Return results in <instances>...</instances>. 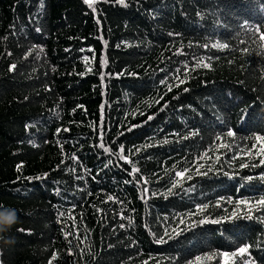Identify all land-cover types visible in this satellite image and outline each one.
Instances as JSON below:
<instances>
[{"label":"trees","instance_id":"obj_1","mask_svg":"<svg viewBox=\"0 0 264 264\" xmlns=\"http://www.w3.org/2000/svg\"><path fill=\"white\" fill-rule=\"evenodd\" d=\"M128 4L0 0V264H264V0Z\"/></svg>","mask_w":264,"mask_h":264},{"label":"snow or ice","instance_id":"obj_2","mask_svg":"<svg viewBox=\"0 0 264 264\" xmlns=\"http://www.w3.org/2000/svg\"><path fill=\"white\" fill-rule=\"evenodd\" d=\"M83 2H84L86 5H88L89 8L92 9L93 12H96L97 9L94 7V5H95L96 3H98V2H100V0H83ZM103 2L108 3V2H110V0H103ZM114 2H115L116 4L122 6V7H125V8H127V7L129 6V4H128V0H114ZM32 19H33V18L30 17V21H31ZM35 31H36L37 33H41V32H42V29H41L40 27H37V28L35 29ZM256 31L259 32V29H257ZM259 39L264 40V34H261V36L259 37ZM213 46H216V45H213ZM219 47H221V48H227L228 45H227V44H222V45H219ZM40 51H43V49L41 48ZM15 67H16V65H11L10 68H9V70H10V71H11V70H14ZM204 67H207V65L205 64ZM88 71H91V69L89 68ZM117 75H120V74H117ZM101 78L104 79L103 76H102ZM180 83H184V81L181 80ZM168 90L171 91V87H169ZM185 91H187V89H185ZM158 102H159V101H157V103H158ZM164 107H167V105L165 104ZM161 110H163V109H161ZM154 118H155L154 116H148V120H152V119H154ZM26 127H30V126H26ZM133 127H135V126H133ZM131 130H132V128H129V131H131ZM194 134H198V133H196V132H192V133H190V135H194ZM234 135H235V133H234L233 131H231V130H229V131L227 132V136H228V137H233ZM188 138H190V137H189V136H184V137H183V139H188ZM255 139H256L257 141L264 142V136H256ZM162 142L166 144V143H169V140L164 139ZM34 146H35V145H34ZM149 146H151V145H149ZM223 146H224V147H227V145H223ZM98 147H99L100 149H102V150L104 151V153L108 154L109 156H116L117 159H119V160H123L124 163L131 164V165H132V168H131V171L128 173L130 176H134V175L140 173V170H139L138 168L135 167V163H134V161H132L128 156H125V155H124L125 149H124L123 146H121V147L118 149L117 152H114L110 147H106L105 144H104L103 142H101V143L98 145ZM135 151L139 152V151H141V150H140V149H135ZM257 151L259 152V154H260L261 157H264V147H259V145H257L255 149H250V150H248L247 155H248V156L255 155ZM73 159H76V157H73ZM232 159H237V157H236V156H233ZM217 160H219V157H217ZM112 165H113V161H112L111 159H109V160L104 164V168H105V169H106V168H109V167L112 166ZM261 165H264V158H261V159L259 160V164H251V165H250V164H248V163H242V164H240L239 167H240V168H247V167H258V166H261ZM200 166L202 167V165H200ZM19 167H22V165H21V166H18V170H19ZM101 170H103V169H101ZM210 170H211V169H209V171H210ZM73 171H75V169H73ZM86 171H90V170H86ZM188 171H189V170L176 171V172L174 173V176L177 177V178L191 179V176H190V175H187V172H188ZM205 174H206V173H205ZM224 174H225V175H229L227 172H225ZM76 178H77V179H81L82 177L77 176ZM229 178H232V177L230 176ZM35 179L43 180V179H46V177L41 176V177H36ZM245 179H246L247 181H251V180L254 179V177H253V176H248V177H246ZM260 179H261V180H264V175H261V176H260ZM139 182H140L141 184H145V185H146V183H147V182L143 179L142 176H141V179H140ZM177 187H180V188L183 187V185L180 183V180H179V179L175 180V181L172 183L171 187L168 189V192L170 193L173 189H175V188H177ZM147 191H148V189L145 188V192H146V193H147ZM108 200H109V201H112V200H114V197L109 196V197H108ZM229 202H231V201H229ZM238 203H239L240 205H244V204H249L250 202L247 201V200H240ZM255 204L264 206V198L255 201ZM207 207H209V205L198 206V208H199L200 211H203V210H204L205 208H207ZM257 210H258V211H261V212H264V208H260V209H257ZM12 211H15V213H16V210H15V209H12V208H5L2 204H0V213H3V212H12ZM121 218H123V217H121ZM235 218H241V219H253L254 217H253V215H251V214H245L244 216H239V217H238V216H237V213L234 212V213H232L231 216L227 217L226 219L231 220V219H235ZM207 222L217 223V224H218V223H223V222H225V221H224V220H218V219H212L211 221H209L208 219L205 218V219H201L198 223L203 224V223H207ZM260 222H261V223H264V220H260ZM192 223H193V225H195L197 222H196V221H193ZM122 227H123V225H122ZM19 231H23V229H20ZM66 235H70V233H69V234H66ZM157 242H163V241L160 240V239L158 238ZM251 247H252V245H244V246H240V247H238L237 251L231 253V256H232V257H237V256H239V257L241 258V264H254V261H253V259H252V257H251V253H250V251H249V249H250ZM257 247L264 248V242L258 244ZM70 254H71V253H70ZM222 255H223V257L225 258V264H227V260H228V258H229V256H230V254H229L228 252H224V253H222ZM52 259L55 260L56 257L53 256ZM197 259H199V258H197ZM218 264H219V261H218Z\"/></svg>","mask_w":264,"mask_h":264},{"label":"clouds","instance_id":"obj_3","mask_svg":"<svg viewBox=\"0 0 264 264\" xmlns=\"http://www.w3.org/2000/svg\"><path fill=\"white\" fill-rule=\"evenodd\" d=\"M17 222L15 211L0 213V233L9 230Z\"/></svg>","mask_w":264,"mask_h":264}]
</instances>
